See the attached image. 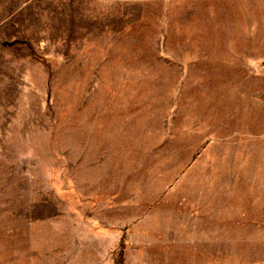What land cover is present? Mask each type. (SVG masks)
<instances>
[{
  "label": "rangeland",
  "instance_id": "obj_1",
  "mask_svg": "<svg viewBox=\"0 0 264 264\" xmlns=\"http://www.w3.org/2000/svg\"><path fill=\"white\" fill-rule=\"evenodd\" d=\"M0 264H264V0H0Z\"/></svg>",
  "mask_w": 264,
  "mask_h": 264
}]
</instances>
